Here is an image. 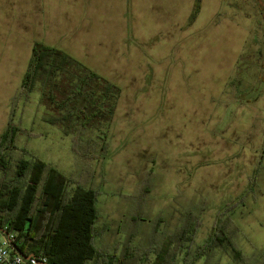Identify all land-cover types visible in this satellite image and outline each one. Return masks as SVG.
<instances>
[{
	"label": "rangeland",
	"instance_id": "1",
	"mask_svg": "<svg viewBox=\"0 0 264 264\" xmlns=\"http://www.w3.org/2000/svg\"><path fill=\"white\" fill-rule=\"evenodd\" d=\"M196 1L0 0V139L12 121L22 128L15 159L99 191L96 244L111 253L130 239L157 262L151 248L165 250L191 215L189 250L230 218L241 253L218 248L196 264H264V8L200 0L191 20ZM36 41L120 88L105 157H82L45 120L39 85L22 94Z\"/></svg>",
	"mask_w": 264,
	"mask_h": 264
},
{
	"label": "trees",
	"instance_id": "2",
	"mask_svg": "<svg viewBox=\"0 0 264 264\" xmlns=\"http://www.w3.org/2000/svg\"><path fill=\"white\" fill-rule=\"evenodd\" d=\"M199 1L191 20L199 12ZM38 85L41 101L48 108L45 120L70 135L74 150L82 157H105L120 88L66 51L36 41L22 81L24 97ZM21 130L11 121L0 139V227L18 232V249L25 255L46 257L47 264H148L149 252L140 253L130 239L120 254L96 244V188L77 184L70 189L72 179L53 165L35 157L15 159L16 136ZM88 132L93 134L87 136ZM187 217L173 235L164 237L168 243L165 250L161 245L151 248L159 257L151 264H177L184 248L187 253L183 264H196L218 248L230 249L241 259L233 236L223 227L230 218L215 226L204 245L189 250L186 243L193 239L196 220ZM232 230L234 233V227Z\"/></svg>",
	"mask_w": 264,
	"mask_h": 264
},
{
	"label": "built area",
	"instance_id": "3",
	"mask_svg": "<svg viewBox=\"0 0 264 264\" xmlns=\"http://www.w3.org/2000/svg\"><path fill=\"white\" fill-rule=\"evenodd\" d=\"M18 232L0 227V264H47L46 257L25 255L18 250Z\"/></svg>",
	"mask_w": 264,
	"mask_h": 264
},
{
	"label": "crops",
	"instance_id": "4",
	"mask_svg": "<svg viewBox=\"0 0 264 264\" xmlns=\"http://www.w3.org/2000/svg\"><path fill=\"white\" fill-rule=\"evenodd\" d=\"M258 6H260V8H264V1L262 0H258ZM261 39H264V37H262ZM46 44V43H45ZM48 45V44H47ZM263 45V44H262ZM262 45H260V47H258L257 50H261V54H263V50H264V46L261 47Z\"/></svg>",
	"mask_w": 264,
	"mask_h": 264
},
{
	"label": "water",
	"instance_id": "5",
	"mask_svg": "<svg viewBox=\"0 0 264 264\" xmlns=\"http://www.w3.org/2000/svg\"><path fill=\"white\" fill-rule=\"evenodd\" d=\"M19 250V249H18ZM20 251V250H19ZM21 252V251H20ZM22 253V252H21ZM23 254V253H22Z\"/></svg>",
	"mask_w": 264,
	"mask_h": 264
}]
</instances>
